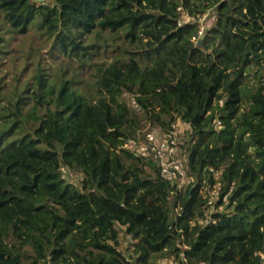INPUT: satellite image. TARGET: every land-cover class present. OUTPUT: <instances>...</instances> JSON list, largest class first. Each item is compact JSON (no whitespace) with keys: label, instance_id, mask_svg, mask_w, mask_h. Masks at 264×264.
I'll list each match as a JSON object with an SVG mask.
<instances>
[{"label":"trees","instance_id":"16d2710c","mask_svg":"<svg viewBox=\"0 0 264 264\" xmlns=\"http://www.w3.org/2000/svg\"><path fill=\"white\" fill-rule=\"evenodd\" d=\"M180 7L215 23L200 35ZM30 31L65 60L55 78L39 63L32 92L0 89V264H264L262 90L235 122L247 67L264 72V0H0V65ZM146 124L180 139L190 183L124 147Z\"/></svg>","mask_w":264,"mask_h":264},{"label":"rangeland","instance_id":"374dc122","mask_svg":"<svg viewBox=\"0 0 264 264\" xmlns=\"http://www.w3.org/2000/svg\"><path fill=\"white\" fill-rule=\"evenodd\" d=\"M180 12L182 13V21L183 22H199L201 27L199 34L203 35L204 30L206 28H210L212 24L215 23V16L212 8H207V11L204 13L196 14V16H192L183 7H180ZM40 35L36 34L34 31H30L28 34L19 35L16 34L14 39L11 41L9 47L6 49L8 53L3 55L2 63L0 65V89L1 92L11 90L16 85H19L20 88L24 85L25 82H30V92L33 91L34 87L32 84L34 82V74L37 72V68L39 67V63L41 66H47V72L50 74V77H57V73H60L58 69V64L60 61L65 60H54L49 55V50L52 45L51 40H46L44 38L39 37ZM196 41L197 39L194 38ZM202 43V42H201ZM106 48V47H104ZM107 49V48H106ZM116 50L115 45H110L108 47V51L102 53L100 58L106 59L108 61L112 60L113 54L111 51ZM104 52V51H102ZM51 68V69H50ZM88 75V73H87ZM83 75L85 79V89L84 92L88 95H93L95 93V89L93 88L91 76ZM18 81V84H16ZM258 90H262L264 93V72L258 70L255 66H248L245 73V79L243 81L242 92H243V104L241 107V111L237 118L235 119L236 124L239 126L240 134H243L245 130V125L249 116V108H250V97L251 95H255ZM92 97V96H91ZM127 100L131 99L130 95L125 97ZM32 100V99H31ZM1 122V120H0ZM147 126V127H146ZM150 125H144L142 127L141 132L149 131ZM177 126H181V124H177ZM178 131L183 135L185 128L181 126ZM140 132V131H138ZM140 132V133H141ZM139 134V133H138ZM180 135V136H181ZM186 135V134H184ZM141 137V136H140ZM130 142V141H129ZM253 152V149H250ZM64 177L76 183L78 186H81V176L79 174L74 173L73 171L69 172L67 169L63 168ZM213 191V190H212ZM215 201H219V197L215 198ZM225 208L224 205L220 206V209L223 210ZM121 245L119 246L120 251L133 250L134 241L127 238L123 233L120 237ZM159 264H177L174 257H167L159 259Z\"/></svg>","mask_w":264,"mask_h":264},{"label":"built area","instance_id":"2783aa9c","mask_svg":"<svg viewBox=\"0 0 264 264\" xmlns=\"http://www.w3.org/2000/svg\"><path fill=\"white\" fill-rule=\"evenodd\" d=\"M173 126L177 128V124H174ZM185 136L186 135L183 134L181 137H177L184 139ZM163 138L161 137L160 131L156 127H152L146 132L145 141L139 137L136 144L127 141L124 147L132 149L135 154L142 156L143 158H151V160L156 163L162 177L174 180L179 177L178 175H181L183 184L190 183L191 179H187L184 170L183 158H180L179 156L181 150L179 146L180 139ZM205 189L209 190V193L213 197L214 195L219 194L221 186L215 185L214 188H210V184H207Z\"/></svg>","mask_w":264,"mask_h":264},{"label":"clouds","instance_id":"9594fccd","mask_svg":"<svg viewBox=\"0 0 264 264\" xmlns=\"http://www.w3.org/2000/svg\"><path fill=\"white\" fill-rule=\"evenodd\" d=\"M218 125H221V121H218V122H217V126H218ZM218 176H219V173H218ZM216 185H219V186L222 187V184H221L220 182H218ZM223 186H224V185H223ZM233 187H234V185L232 186V188H230L231 191H232ZM213 188H214V187H213ZM222 189H223V187L220 189L219 194H218V195H214L213 197H212L211 194L209 193V190H206L205 188L203 189V194H204V196L207 198V200H208V198H210V200H208V204H209V205L212 206V203H217V202H214V200H213L215 197H219V200H220V193H221ZM210 202H211V203H210ZM199 222H200L201 224H207V223H209V222H213V223H215L216 221H215L213 218H204V217H202V218L199 220Z\"/></svg>","mask_w":264,"mask_h":264},{"label":"water","instance_id":"95a60500","mask_svg":"<svg viewBox=\"0 0 264 264\" xmlns=\"http://www.w3.org/2000/svg\"><path fill=\"white\" fill-rule=\"evenodd\" d=\"M199 44H201V41H199Z\"/></svg>","mask_w":264,"mask_h":264}]
</instances>
